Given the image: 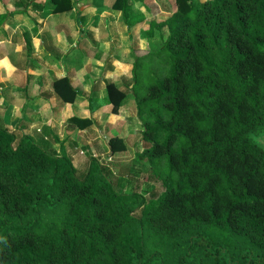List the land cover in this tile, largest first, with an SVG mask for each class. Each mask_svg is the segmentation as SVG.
I'll return each instance as SVG.
<instances>
[{"label":"trees","instance_id":"trees-1","mask_svg":"<svg viewBox=\"0 0 264 264\" xmlns=\"http://www.w3.org/2000/svg\"><path fill=\"white\" fill-rule=\"evenodd\" d=\"M175 5L161 48L132 50L140 157L163 192L119 193L95 158L78 171L0 127V264H264V0ZM112 7L134 23L129 0Z\"/></svg>","mask_w":264,"mask_h":264},{"label":"crops","instance_id":"crops-1","mask_svg":"<svg viewBox=\"0 0 264 264\" xmlns=\"http://www.w3.org/2000/svg\"><path fill=\"white\" fill-rule=\"evenodd\" d=\"M114 1L0 0V127L64 153L75 168L95 158L119 169L132 152L128 168L139 166L134 157L144 141L132 50H155L166 30L156 26L175 6L173 0H129L135 21L128 27ZM63 78L75 91L72 101L54 91Z\"/></svg>","mask_w":264,"mask_h":264},{"label":"rangeland","instance_id":"rangeland-1","mask_svg":"<svg viewBox=\"0 0 264 264\" xmlns=\"http://www.w3.org/2000/svg\"><path fill=\"white\" fill-rule=\"evenodd\" d=\"M176 0H173V4L175 5ZM176 9V7H175ZM161 42V43H160ZM155 50L151 51H157L162 46V41L158 40V42L153 45ZM10 132V131H9ZM12 133V132H10ZM14 134V133H13ZM17 137V136H16ZM21 136L18 134L17 141ZM258 141L262 144L264 147V130L263 133L258 137ZM148 145L146 143H142L140 148L143 150V148H146ZM47 150V149H46ZM49 153H53V151L47 150ZM142 152V151H141ZM141 152L134 157V160L139 163V166L133 163V168H128V166L132 165V162L129 161L133 156H135V153H130L126 156L125 163L121 164L119 169L108 168L107 164L103 163V168H106L108 170L107 174L108 177L112 180L116 190L119 193H129V194H137L141 196L145 202H148L151 199H156L164 190L163 183L161 179H159L155 173L153 172V168H150L148 165H145V162H147V157L143 156L140 157ZM60 155V154H55ZM76 165V169L78 171H84L86 167L78 166ZM113 185V186H114ZM136 215H139V211L136 212Z\"/></svg>","mask_w":264,"mask_h":264}]
</instances>
